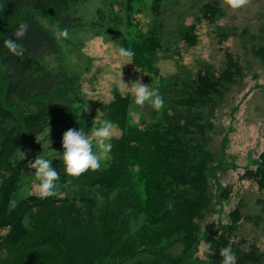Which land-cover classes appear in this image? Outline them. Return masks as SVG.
Masks as SVG:
<instances>
[{"label": "trees", "instance_id": "16d2710c", "mask_svg": "<svg viewBox=\"0 0 264 264\" xmlns=\"http://www.w3.org/2000/svg\"><path fill=\"white\" fill-rule=\"evenodd\" d=\"M164 1L152 0L154 16L162 14ZM87 2L0 0V256L14 251L26 239L29 231L25 219L31 211L46 216L47 213L58 214L68 228L80 233L84 229L93 246L100 239L103 244L108 238L122 242L133 234L131 214L143 213L151 204L159 207L157 214L150 218L156 219L158 227L155 231H159L158 236H163L164 241L143 242L144 247L156 250L145 257L143 263L183 264L196 247L191 244V237L198 233L208 207L201 203L209 204L205 181L197 173L190 172L192 152L202 144L207 131L201 108L214 106L231 83L241 78L245 68L238 56L227 51L224 66L199 63L196 71L186 68L166 76V81L155 87L165 101L159 118L161 125L156 128L138 127L130 122L131 96L122 94L116 85L111 88L113 96L110 100L94 99L83 105L81 76L66 67L53 70L44 64V54L59 55L61 49L53 36L54 31L39 20L34 10L54 8L65 12ZM131 2L127 0L129 10ZM218 4H221L218 0L206 4L208 15L212 10L220 11ZM96 16L99 24L110 21L113 27L108 32L112 38L120 47L131 50L120 29L115 5L110 0H103V6L96 9ZM262 26L264 28V21ZM199 40L200 34L195 32L186 42L193 47ZM6 42L19 54L10 51ZM176 51L180 53V49ZM257 51L255 48L251 53L258 56ZM177 62L181 64L179 60ZM96 112H102L104 118L121 131L110 141L113 145L110 164L96 171L88 170L79 177L60 172V180L56 182L58 196L40 199L29 194L12 204L25 170L24 161L17 159L19 151L36 142L50 127L84 128L87 131ZM137 148L143 150L142 158L133 153ZM153 166L161 172L158 193L151 192L145 183L144 187L149 190L145 197L137 193L138 186L133 185L132 193L126 191L120 197L110 198L108 192L121 188L133 170H137L140 178L147 182L146 172ZM197 177H201L203 186L193 185ZM244 177L253 179L258 192L264 194V150L257 157L255 168L247 170ZM222 196L226 198L227 194ZM257 200L264 205V196ZM231 214L233 223L214 236L207 256L208 264H221L219 251L229 243L237 257L236 264H264V251L258 246L256 236L264 229V217L250 212L242 195ZM165 222L167 224L162 225ZM245 223L251 224L246 228ZM252 224L255 227L252 228ZM179 232L187 234L185 241L171 235ZM179 245L183 252L179 249L175 252ZM125 264H135V261L128 260Z\"/></svg>", "mask_w": 264, "mask_h": 264}, {"label": "rangeland", "instance_id": "374dc122", "mask_svg": "<svg viewBox=\"0 0 264 264\" xmlns=\"http://www.w3.org/2000/svg\"><path fill=\"white\" fill-rule=\"evenodd\" d=\"M212 1L217 0H165L162 14L156 17L151 11L152 0H132L130 10L127 0H110L115 5L120 29L135 53L132 64L126 65H123L124 58L118 56L119 44L108 32L113 24L110 21L104 24L97 22L96 9L103 6V0H88L86 4L65 12L54 8L34 10L39 20L53 31L68 29L70 39L58 41L60 54L46 53L43 62L50 69L66 67L81 76L83 105L94 99L110 100L113 85L122 94H130L121 79L130 83L141 78L155 88L166 81V76L178 70L191 68L196 71L199 63L224 66L227 51L242 61L245 69L241 78L231 83L214 106L201 108L207 131L202 144L192 152L190 172L197 173L205 181L209 204L201 203L208 207L203 213L198 233L191 237V244L196 247L183 264L209 263L207 256L214 236L233 223L231 213L237 207L240 195L245 198L250 212L264 217V205L257 200L264 194L258 192V185L253 179L244 177L247 170L255 168V161L264 150V0H249L247 5L237 10L228 7L224 0H218L220 11L212 10L208 15L205 6ZM195 32L200 34V40L191 47L186 39ZM255 48L258 49V56L251 53ZM177 49L181 54H177ZM131 100L129 118L132 124L145 128L161 125L159 118L163 108L157 111L147 103L141 107L133 102L132 97ZM64 131L66 129L59 126L46 129L36 142L19 151L17 159L26 164L27 160L42 156L51 160L59 173L65 172L60 158ZM120 134V129L114 125L113 136ZM93 145L95 151V140ZM133 153H138L137 158L143 156L140 148L134 149ZM111 159L109 154V159L103 161L101 167L109 165ZM155 167L146 172L147 182L140 178L137 170H133L121 188L108 192L110 198L120 197L126 191H129L127 194L132 193L133 185L138 186L137 193L143 197L149 190L158 193L161 172ZM201 177H197L193 185L203 186ZM34 183H38L34 170L25 168L12 204L21 197L33 194ZM145 183H148L149 190L144 187ZM96 192L102 195L99 189ZM223 194L227 197L223 198ZM158 210L159 207L149 204L145 212L132 213L133 234L122 242L108 238L103 244V239H100L93 246L84 229L80 233L68 228L58 214L47 213L46 216L31 211L25 219L28 236L14 251L1 255L0 261L3 264H125L130 260L135 264H144L145 257L156 250L144 247L143 242L163 239V236H158L159 231H155L158 227L156 219L150 218ZM248 224L251 223H245L246 228ZM263 231L256 233L262 251ZM171 235L185 241L187 234L179 232ZM203 241L208 242L210 247L202 246ZM102 247L103 250L100 249ZM178 249L183 252L181 245L174 249L175 252Z\"/></svg>", "mask_w": 264, "mask_h": 264}, {"label": "clouds", "instance_id": "9594fccd", "mask_svg": "<svg viewBox=\"0 0 264 264\" xmlns=\"http://www.w3.org/2000/svg\"><path fill=\"white\" fill-rule=\"evenodd\" d=\"M224 3L231 9L237 10L247 5L249 0H224ZM53 36L58 41L70 39L67 28L57 29L53 32ZM8 46L14 54H19L15 47ZM134 55L135 53L130 49L124 47L118 49V56L124 58L123 65L132 64ZM121 83L130 93L136 105L143 107L147 103L157 111L164 107L165 101L159 89L150 87L141 78L130 83H125L121 79ZM113 128V123L104 118L102 112H96L91 119V127L87 131L84 128H69L64 131L61 139L63 151L60 158L64 164L65 174L69 177H79L88 170H99L101 163L109 159L113 147L110 143L113 137ZM93 140H95V151L93 150ZM25 168L34 170L38 183L33 185V194L38 198L46 199L60 194L56 183L60 180V173L53 167L51 160L37 155L34 159L27 160ZM168 207L171 209V204ZM202 246L210 247L209 243L205 241L202 242ZM219 255L222 258L221 264H236L237 257L232 251L231 243L221 248Z\"/></svg>", "mask_w": 264, "mask_h": 264}]
</instances>
